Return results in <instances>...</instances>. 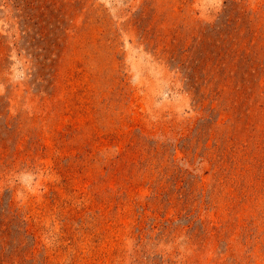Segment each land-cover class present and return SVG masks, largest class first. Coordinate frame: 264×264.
Returning <instances> with one entry per match:
<instances>
[{"label": "rangeland", "instance_id": "374dc122", "mask_svg": "<svg viewBox=\"0 0 264 264\" xmlns=\"http://www.w3.org/2000/svg\"><path fill=\"white\" fill-rule=\"evenodd\" d=\"M0 264H264V0H0Z\"/></svg>", "mask_w": 264, "mask_h": 264}]
</instances>
